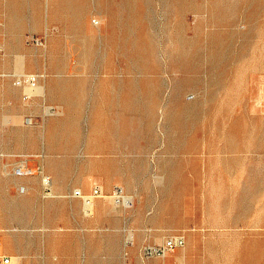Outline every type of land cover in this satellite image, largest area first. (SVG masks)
Segmentation results:
<instances>
[{"label":"rangeland","instance_id":"obj_1","mask_svg":"<svg viewBox=\"0 0 264 264\" xmlns=\"http://www.w3.org/2000/svg\"><path fill=\"white\" fill-rule=\"evenodd\" d=\"M0 246L264 264V0H0Z\"/></svg>","mask_w":264,"mask_h":264},{"label":"built area","instance_id":"obj_2","mask_svg":"<svg viewBox=\"0 0 264 264\" xmlns=\"http://www.w3.org/2000/svg\"><path fill=\"white\" fill-rule=\"evenodd\" d=\"M97 194H99V189L97 188L94 190V193L90 196L83 195L79 190L75 191V195L82 197L84 199L85 204L86 202H89L90 198L97 196ZM114 196L115 198H117L118 201L124 200L123 191L119 188L115 189ZM184 243H185V239L183 236H173L167 238L160 246L149 247L146 249V251L148 254L166 256L167 253L172 252L177 248L184 246ZM0 264H14V261L11 256L4 255L0 257Z\"/></svg>","mask_w":264,"mask_h":264},{"label":"bare ground","instance_id":"obj_3","mask_svg":"<svg viewBox=\"0 0 264 264\" xmlns=\"http://www.w3.org/2000/svg\"><path fill=\"white\" fill-rule=\"evenodd\" d=\"M87 196V195H86ZM93 206V199L90 198L89 202H86V209H91V207ZM2 245V244H1ZM1 248V247H0ZM3 256V255H2ZM167 257V256H165Z\"/></svg>","mask_w":264,"mask_h":264},{"label":"crops","instance_id":"obj_4","mask_svg":"<svg viewBox=\"0 0 264 264\" xmlns=\"http://www.w3.org/2000/svg\"><path fill=\"white\" fill-rule=\"evenodd\" d=\"M1 248H2V246H0ZM1 248H0V250H1ZM1 253V252H0ZM6 256H8V255H6Z\"/></svg>","mask_w":264,"mask_h":264}]
</instances>
